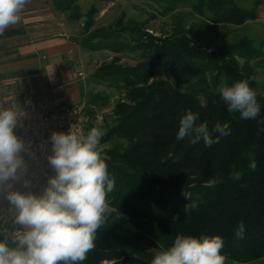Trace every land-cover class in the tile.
<instances>
[{
  "label": "trees",
  "instance_id": "1",
  "mask_svg": "<svg viewBox=\"0 0 264 264\" xmlns=\"http://www.w3.org/2000/svg\"><path fill=\"white\" fill-rule=\"evenodd\" d=\"M166 1L188 5L201 21L185 28L179 20L167 38L122 26L98 29L80 40L86 49L141 51L135 65L111 63L97 71V81L125 90L127 99L116 103V123L101 140L109 175L115 178L107 197L112 210L82 264H150L155 254L145 248V240L167 249L178 234L221 236L226 259L251 262L264 257V84L259 88L251 64L261 50L253 38L231 39L225 31L257 19L260 2L245 8L235 0ZM52 3L70 19L81 17L77 0ZM215 30L222 31L221 42H204L205 32ZM240 80L257 93L261 110L255 119L229 113L220 99L221 86ZM99 99L91 93L84 100L93 119L97 115L91 106ZM188 110L198 113L196 123L207 122L210 130L216 123L227 124L230 135L211 147L203 140L193 145L188 137L178 141L180 118ZM252 160L255 171L249 168ZM233 171L241 179L230 178ZM213 179L217 183L211 186ZM187 191L197 208L186 209L191 201L182 193ZM10 207L0 188V235L13 228ZM240 222L245 225L243 239L235 235Z\"/></svg>",
  "mask_w": 264,
  "mask_h": 264
},
{
  "label": "clouds",
  "instance_id": "2",
  "mask_svg": "<svg viewBox=\"0 0 264 264\" xmlns=\"http://www.w3.org/2000/svg\"><path fill=\"white\" fill-rule=\"evenodd\" d=\"M30 0H0V37L10 25L17 24ZM220 99L229 113L238 112L243 120L255 119L261 110L257 93L247 80L220 87ZM17 112L0 109V185L14 179L22 167L20 153L24 144L14 129ZM199 114L188 110L179 122L178 141L185 137L195 145L203 140L206 147L219 143L220 137L230 135L228 125L216 123L211 130L208 123L197 124ZM213 133L219 136L213 138ZM105 131L92 127L87 134L70 129L54 132L49 164L55 175L49 177L42 194L9 191L6 199L15 209L13 228L0 235V264H82L93 250L96 233L105 224L110 212L108 194L115 188V178L109 175L101 143ZM235 167V166H233ZM249 168L255 171L252 160ZM230 178L239 180L241 173L233 171ZM217 183L209 181L211 186ZM191 201L187 208H197L192 193H182ZM245 225L240 222L236 238H244ZM224 239L219 235L178 234L167 249L158 251L150 264H225L222 255Z\"/></svg>",
  "mask_w": 264,
  "mask_h": 264
},
{
  "label": "rangeland",
  "instance_id": "3",
  "mask_svg": "<svg viewBox=\"0 0 264 264\" xmlns=\"http://www.w3.org/2000/svg\"><path fill=\"white\" fill-rule=\"evenodd\" d=\"M240 6L245 8H253L260 0H235ZM80 7L81 17L77 20L70 19L68 13L63 12L65 20H68L76 37L81 40L88 34L102 28L121 29L122 26H135L142 32L157 38L169 37L177 23L182 21L185 28L201 21L202 17L192 11L191 7L186 4L179 3L172 5L166 0H77ZM174 6V7H173ZM258 19V18H257ZM248 20L241 26L230 25L225 31L231 39L240 36H248L253 38L261 50L260 57L253 59L251 64L254 67V78L259 83V88L264 84L263 74L259 65L264 60V27L257 20ZM223 37L222 31H206L204 34V42L211 40L213 45L221 42ZM260 42H263L260 45ZM140 50H124L115 52L107 48L92 50L84 48V71L88 85L89 94H98L99 101L95 106V115L101 116L98 124L94 122L92 127L99 126L105 133L107 129L113 126L115 116L113 109L120 100L127 99L126 91L117 87L113 83L105 81L99 82L97 71L105 65L113 63L116 66H131L137 64L141 60ZM260 60V61H259ZM5 198L7 191L3 185H0ZM14 212L15 209L10 207ZM112 209L110 208V211ZM145 248L156 254L158 251L164 250V247L157 241L145 240ZM123 259V258H122ZM114 260H103L100 264H112ZM225 264H264V257L251 262H238L232 259H226Z\"/></svg>",
  "mask_w": 264,
  "mask_h": 264
},
{
  "label": "crops",
  "instance_id": "4",
  "mask_svg": "<svg viewBox=\"0 0 264 264\" xmlns=\"http://www.w3.org/2000/svg\"><path fill=\"white\" fill-rule=\"evenodd\" d=\"M264 27V0L258 19ZM84 47L52 0H30L20 21L0 37V100L9 108L24 99L62 98L67 104L86 99ZM264 80V64L259 65Z\"/></svg>",
  "mask_w": 264,
  "mask_h": 264
},
{
  "label": "built area",
  "instance_id": "5",
  "mask_svg": "<svg viewBox=\"0 0 264 264\" xmlns=\"http://www.w3.org/2000/svg\"><path fill=\"white\" fill-rule=\"evenodd\" d=\"M80 75L83 76V72H80ZM5 108L11 109L0 100V109ZM12 110L18 113L14 132L24 144L23 151L19 154L23 159V165L17 170L14 179L2 184L7 193L20 191L42 194L49 177L55 175L48 160L53 154L52 134L67 133L70 129L87 134L92 122L98 124L102 119L99 115L93 119L84 101L67 104L58 97L33 100L25 98L21 107Z\"/></svg>",
  "mask_w": 264,
  "mask_h": 264
}]
</instances>
